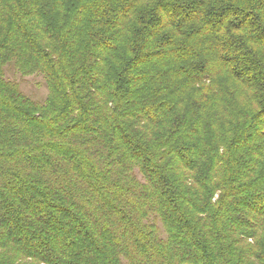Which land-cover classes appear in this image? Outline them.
<instances>
[{
	"label": "trees",
	"instance_id": "16d2710c",
	"mask_svg": "<svg viewBox=\"0 0 264 264\" xmlns=\"http://www.w3.org/2000/svg\"><path fill=\"white\" fill-rule=\"evenodd\" d=\"M0 264H264V0H0Z\"/></svg>",
	"mask_w": 264,
	"mask_h": 264
},
{
	"label": "rangeland",
	"instance_id": "374dc122",
	"mask_svg": "<svg viewBox=\"0 0 264 264\" xmlns=\"http://www.w3.org/2000/svg\"><path fill=\"white\" fill-rule=\"evenodd\" d=\"M6 67L7 77L17 81L24 94L39 103L46 101L49 95V87L42 74L23 75L15 70L13 63Z\"/></svg>",
	"mask_w": 264,
	"mask_h": 264
}]
</instances>
